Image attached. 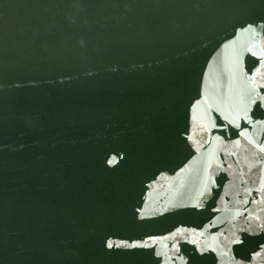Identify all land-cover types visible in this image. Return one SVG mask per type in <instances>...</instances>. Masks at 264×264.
I'll list each match as a JSON object with an SVG mask.
<instances>
[{
	"label": "water",
	"instance_id": "95a60500",
	"mask_svg": "<svg viewBox=\"0 0 264 264\" xmlns=\"http://www.w3.org/2000/svg\"><path fill=\"white\" fill-rule=\"evenodd\" d=\"M0 264H264V0H0Z\"/></svg>",
	"mask_w": 264,
	"mask_h": 264
}]
</instances>
